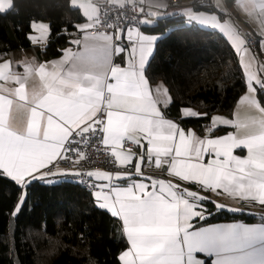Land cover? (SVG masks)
<instances>
[{
  "label": "crops",
  "instance_id": "obj_1",
  "mask_svg": "<svg viewBox=\"0 0 264 264\" xmlns=\"http://www.w3.org/2000/svg\"><path fill=\"white\" fill-rule=\"evenodd\" d=\"M193 1L215 10H197ZM103 2L144 6L142 25H129L114 34L91 31ZM70 5L80 11L83 21L79 34L59 56L41 61L0 58V162L13 169L76 173L75 168L54 163L70 130L91 121L108 93L105 142L116 165L130 166L134 173L89 171L96 180L106 181L98 185V194H106L117 210L154 202L155 223L176 239L170 259L174 264H196L193 233L203 225H192L208 213L201 199L210 200L215 208L264 217V107L257 102V91H264V0H177L176 5L170 0H70ZM11 7L12 0H0L1 12ZM172 15L224 35L244 72L247 90L231 112L214 113L203 132L163 114L170 96L162 84L151 85L145 72L161 36L148 28ZM32 29L29 39L43 46L49 35L47 22L33 21ZM249 36L255 40L253 46L247 43ZM180 113L197 115L191 107H182ZM219 124L236 127L220 126L223 132L211 134ZM123 141L131 148H123ZM146 173L163 178L150 179ZM66 179L74 181V176L58 175L54 182ZM259 222L209 223L253 226ZM133 240L140 243L135 235ZM146 250L142 247L136 254L142 258ZM129 261L137 264L131 255Z\"/></svg>",
  "mask_w": 264,
  "mask_h": 264
},
{
  "label": "trees",
  "instance_id": "obj_2",
  "mask_svg": "<svg viewBox=\"0 0 264 264\" xmlns=\"http://www.w3.org/2000/svg\"><path fill=\"white\" fill-rule=\"evenodd\" d=\"M191 4L197 10H215L200 1ZM33 21L49 26L43 46L29 39ZM82 21L70 0H12L9 10L0 11V58L41 61L57 57L79 34ZM148 29L161 34L145 72L151 85L162 84L170 96L163 114L203 132L214 113L231 112L246 81L227 38L187 22L181 15L160 18ZM259 97L264 102V93ZM182 107L194 108L197 115L206 112L208 117L184 120ZM224 130L218 127L210 133ZM25 192L27 199L15 214L20 190L9 178L0 177V264H120L118 255L127 246L121 223L97 207L91 192L67 179L34 181ZM209 201H200L212 213L208 223L261 221L262 217L248 211H217ZM199 220L193 225H201Z\"/></svg>",
  "mask_w": 264,
  "mask_h": 264
},
{
  "label": "snow or ice",
  "instance_id": "obj_3",
  "mask_svg": "<svg viewBox=\"0 0 264 264\" xmlns=\"http://www.w3.org/2000/svg\"><path fill=\"white\" fill-rule=\"evenodd\" d=\"M34 31L32 29L30 35ZM261 84L264 86V82ZM245 89L247 90V85H245ZM260 93H264V91H257V102L261 104V107H264V102L259 98ZM206 117H208L206 112L194 117L182 116L184 120L204 119ZM209 119L211 120V117ZM220 126L236 127L235 124H219L216 129ZM47 167L51 168L52 165H47ZM58 175L89 178L90 186L95 189L92 195L97 202V207L106 210L112 217L122 221V232L123 236L126 237L128 247L118 255L120 264H130L129 255H131V260L137 264H174L170 257L175 252L176 239L169 229L155 223L153 217L154 202L144 201L139 205L129 204L117 210L106 194H98L101 192L98 185L106 183V181L96 180L88 173L59 172L49 174L39 167H35L34 170L32 168L13 169L0 162V177L9 178L17 185L21 193L18 196V205L14 209L15 214H19L23 202L27 199L25 190L32 182L41 180L53 183ZM77 182H82V179ZM209 203L212 202L209 201ZM216 210L232 211V209L218 206ZM205 211L207 210L205 209ZM211 216L212 213H207L202 220H199L198 222L203 226L199 231L193 233L198 256L196 264H264V217L261 218L262 222L253 226H246L243 223L210 224L208 220ZM137 224H141L143 227L137 229ZM133 235L140 238V243H134ZM153 242L154 246H149ZM142 247L147 250L140 258L136 253Z\"/></svg>",
  "mask_w": 264,
  "mask_h": 264
},
{
  "label": "built area",
  "instance_id": "obj_4",
  "mask_svg": "<svg viewBox=\"0 0 264 264\" xmlns=\"http://www.w3.org/2000/svg\"><path fill=\"white\" fill-rule=\"evenodd\" d=\"M171 5H176L177 0H170ZM144 15V6L138 4H112L103 2L100 4L97 17L90 30L93 32H107L114 34L116 30H123L129 25L141 26ZM247 43L255 44L253 37L249 36ZM109 94L103 96L102 103L98 107L91 121L75 127L63 143L61 156L55 161V165L63 168H75L79 173H88L93 169H104L110 173H134L130 166L119 167L116 165L111 147L105 142V123L109 110ZM208 126L207 123L204 124ZM131 143L123 141L122 147L131 148ZM150 179H160L163 175L146 173ZM82 182H77L81 180ZM74 181L86 191L95 190L89 184V178L75 177ZM94 182V181H93Z\"/></svg>",
  "mask_w": 264,
  "mask_h": 264
}]
</instances>
